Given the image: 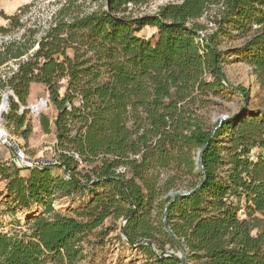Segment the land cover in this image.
<instances>
[{
    "label": "trees",
    "instance_id": "trees-1",
    "mask_svg": "<svg viewBox=\"0 0 264 264\" xmlns=\"http://www.w3.org/2000/svg\"><path fill=\"white\" fill-rule=\"evenodd\" d=\"M84 1L65 0L40 27L23 22L24 7L3 15L5 126L26 125L28 138V109L19 110L32 84L45 85L59 161L26 177L1 168L13 203L33 208L24 224L0 230V264H78L84 237L108 218L125 222L121 235L145 253L144 264H180L177 252L185 264H264V111L208 123L230 95L251 98L226 83L221 34L245 37L238 54L264 89V0H180L143 15L132 7L152 0H96L92 11ZM214 7L222 12L209 34ZM146 27L156 30L150 38L140 35ZM39 119L49 133L50 118ZM83 191L92 198L77 216L55 208Z\"/></svg>",
    "mask_w": 264,
    "mask_h": 264
},
{
    "label": "rangeland",
    "instance_id": "rangeland-1",
    "mask_svg": "<svg viewBox=\"0 0 264 264\" xmlns=\"http://www.w3.org/2000/svg\"><path fill=\"white\" fill-rule=\"evenodd\" d=\"M65 0H0V26L6 25L7 20L3 15H12L24 7L22 14L23 22L28 27H40L47 25L53 13L60 7ZM180 0H152L148 4L140 7H132L131 12L133 15L153 14L159 8L169 2H176ZM81 2H79L80 4ZM28 5V7H25ZM99 6L96 0H87L81 4V9L84 11L95 10ZM219 8H211L207 17L212 18L215 23L209 25V34L216 30V16L221 14ZM201 19L202 23H206L208 18ZM152 27L144 28L140 35L148 38L152 37L155 33ZM222 43L220 48L226 52V60L223 63V71L230 84L233 86L246 87L250 93L249 102L245 103L244 98L239 94H232L228 99L222 102V106L213 108L209 113L208 123L215 126L219 118L223 115L232 117L234 114L241 112L243 109L256 111H264V89L259 85L252 67L245 61L243 55L238 54L239 49L242 47L245 37L240 36L237 31H226L221 34ZM60 92L65 93L66 81L62 82ZM30 99L28 106L34 105L41 97H46L48 90L45 85L34 83L31 87ZM78 102V101H76ZM3 103V102H2ZM5 113V112H4ZM4 113L2 117L4 118ZM47 115L51 121V131L45 133L41 127L40 119L32 110L23 115L26 124L32 126V131L28 138L24 135L26 125L20 130H16V125L11 124L9 127L13 143L7 145H0V230L11 231L16 227V221L20 220L22 224L25 223L27 213L31 208H23L16 206L12 199L8 196L6 189L7 180L2 177V169H9L11 173L17 172L20 176L26 177L30 174L32 169H17L14 165V153L12 145L17 144L25 150L28 157L34 160H48L54 161L56 164L59 161V151L56 150V127L54 124L57 109L50 101V104L42 112ZM6 123V121H5ZM223 137H226L225 135ZM258 151V150H255ZM56 173L63 174V169L56 167ZM186 190L185 188H183ZM92 193L83 191L74 193L72 195L63 196L55 201V208L63 213L77 216L75 211L83 208L84 205L90 201ZM29 216H28V215ZM122 219L114 220L108 218L105 222L94 229L92 232L84 237L85 256L78 264H144L148 260L145 253L141 249H132L121 235L120 227ZM168 251H171L167 246ZM159 252V250H158ZM180 255V252H177ZM53 264V263H49Z\"/></svg>",
    "mask_w": 264,
    "mask_h": 264
},
{
    "label": "built area",
    "instance_id": "built-area-1",
    "mask_svg": "<svg viewBox=\"0 0 264 264\" xmlns=\"http://www.w3.org/2000/svg\"><path fill=\"white\" fill-rule=\"evenodd\" d=\"M211 26L213 23H210ZM202 37L205 35L203 32ZM11 93V92H10ZM8 93V94H10ZM50 104V98L47 94L46 97H41L34 105L27 106V107H21L19 110V113H23L26 109H30L33 111V113L36 116H40L41 113L44 111L45 108H47ZM9 110V104L7 105L6 109L4 110L5 113H7ZM3 112V113H4ZM2 113V115H3ZM13 143L12 136L10 133V130L5 126L4 118L0 117V145H7ZM13 153H14V165L18 167L19 169H31L34 167H42L45 165L54 164V161H48V160H34L27 156L24 149H22L19 145L14 144L12 145ZM78 157V156H77Z\"/></svg>",
    "mask_w": 264,
    "mask_h": 264
},
{
    "label": "water",
    "instance_id": "water-1",
    "mask_svg": "<svg viewBox=\"0 0 264 264\" xmlns=\"http://www.w3.org/2000/svg\"><path fill=\"white\" fill-rule=\"evenodd\" d=\"M226 83H227L228 85H230V86L233 88V90L235 89V86H233L232 84H230V83L228 82L227 78H226ZM5 101H6V102H5ZM4 102H5V106H4ZM244 102L247 103L245 98H244ZM8 104H9V99H8V94H7V95H5V97L3 98V103L1 104L0 109L3 108V112H4V110L6 109V107H7ZM243 110H244V109H243ZM241 112H242V111H241ZM241 112H238V113H241ZM229 118H230V117H229L228 115H223V116H221V117L219 118V121H218L219 126H220L221 124H223V122L226 121V120L229 119ZM202 153H203V149H201V150L197 153L196 163H197L198 166H200V164H201ZM170 194H174L175 196H178V195H181V194H184V193H183V191L178 190V191H172ZM124 223H125V222L123 221V222H122V225H121V227H120V232H121L122 235H124V234H123V225H124ZM179 256L181 257V263H180V264H185L184 255H183L182 253H180Z\"/></svg>",
    "mask_w": 264,
    "mask_h": 264
},
{
    "label": "bare ground",
    "instance_id": "bare-ground-1",
    "mask_svg": "<svg viewBox=\"0 0 264 264\" xmlns=\"http://www.w3.org/2000/svg\"><path fill=\"white\" fill-rule=\"evenodd\" d=\"M6 102V101H5ZM5 102H4V106H5ZM2 113H3V108L0 109V117L2 116Z\"/></svg>",
    "mask_w": 264,
    "mask_h": 264
},
{
    "label": "crops",
    "instance_id": "crops-1",
    "mask_svg": "<svg viewBox=\"0 0 264 264\" xmlns=\"http://www.w3.org/2000/svg\"><path fill=\"white\" fill-rule=\"evenodd\" d=\"M33 85V84H32ZM32 87V86H31ZM31 95V94H30ZM29 99H30V96H29V98H28V102H29Z\"/></svg>",
    "mask_w": 264,
    "mask_h": 264
}]
</instances>
